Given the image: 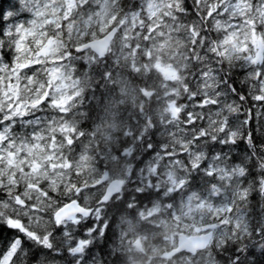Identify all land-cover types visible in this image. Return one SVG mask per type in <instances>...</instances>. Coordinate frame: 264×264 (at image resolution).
Listing matches in <instances>:
<instances>
[{
  "label": "snow or ice",
  "instance_id": "snow-or-ice-1",
  "mask_svg": "<svg viewBox=\"0 0 264 264\" xmlns=\"http://www.w3.org/2000/svg\"><path fill=\"white\" fill-rule=\"evenodd\" d=\"M121 62L164 82L179 138L156 141L135 182L97 171L78 119L94 95L82 69L105 65L99 91ZM118 200L121 244L161 264H217L221 245L229 264L264 257V0L0 6V264H101Z\"/></svg>",
  "mask_w": 264,
  "mask_h": 264
},
{
  "label": "clouds",
  "instance_id": "clouds-1",
  "mask_svg": "<svg viewBox=\"0 0 264 264\" xmlns=\"http://www.w3.org/2000/svg\"><path fill=\"white\" fill-rule=\"evenodd\" d=\"M82 71L89 73L93 78L91 91L94 95H90L80 109L83 115H79L78 119L86 130L90 129V143L88 140L84 143L88 144L92 151L95 167L97 171L106 168L115 170L118 176L123 173L124 177L135 182V178L130 175L131 172L137 169L138 164L141 168L144 167L141 161L147 162L156 156L152 151L156 141H168V146H172L173 141L179 143V138L173 137L171 131H164L167 124L165 119L167 86L155 74H151L149 78V73L133 71L130 66L121 62L108 69V72L115 75L112 79L105 76L107 87L101 84L100 90L96 91L95 84L101 81L99 73L105 72V65H96L95 71L87 67ZM145 91L151 92L152 95L145 97ZM129 148L132 153L125 156L124 153ZM189 162L191 163V160ZM176 167L189 171L183 162ZM84 178L87 177H82ZM164 187V183L161 182V189ZM143 191L148 199L154 201L158 199L155 191H149L147 187H144ZM168 194L161 191L159 199ZM144 202L147 203V200ZM126 214L124 204L119 200L114 202L109 212L112 231L109 232L108 240H101L97 250L101 264L105 261L107 264H130V261L132 264H161V261L153 257L150 248L140 253L134 249L129 251L127 241L121 244L120 233L123 226L120 224V218ZM112 249L115 251H111ZM257 249L259 253V246ZM214 255L217 257V264H229L231 253L225 251L223 245L215 249Z\"/></svg>",
  "mask_w": 264,
  "mask_h": 264
},
{
  "label": "trees",
  "instance_id": "trees-1",
  "mask_svg": "<svg viewBox=\"0 0 264 264\" xmlns=\"http://www.w3.org/2000/svg\"><path fill=\"white\" fill-rule=\"evenodd\" d=\"M0 6H2L5 9V11L10 9L8 0H0ZM255 254H259V253L254 252V256H252V259L255 260V264H264V258L259 256L257 257L255 256Z\"/></svg>",
  "mask_w": 264,
  "mask_h": 264
},
{
  "label": "rangeland",
  "instance_id": "rangeland-1",
  "mask_svg": "<svg viewBox=\"0 0 264 264\" xmlns=\"http://www.w3.org/2000/svg\"><path fill=\"white\" fill-rule=\"evenodd\" d=\"M8 2H9V5H10V9L9 10H11V5H14V4H16L17 2H18V0H8ZM20 19H23V17H20ZM254 250L252 251V253H253V256H254V252H255V248H253ZM255 253H258V249L256 250V252ZM255 256H259V254H255ZM260 257V256H259ZM252 258V257H251Z\"/></svg>",
  "mask_w": 264,
  "mask_h": 264
},
{
  "label": "bare ground",
  "instance_id": "bare-ground-1",
  "mask_svg": "<svg viewBox=\"0 0 264 264\" xmlns=\"http://www.w3.org/2000/svg\"><path fill=\"white\" fill-rule=\"evenodd\" d=\"M254 249H252V251H253ZM256 250H257V247L255 248V252H256Z\"/></svg>",
  "mask_w": 264,
  "mask_h": 264
}]
</instances>
